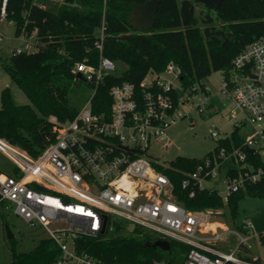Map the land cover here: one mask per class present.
<instances>
[{"label":"built area","instance_id":"2783aa9c","mask_svg":"<svg viewBox=\"0 0 264 264\" xmlns=\"http://www.w3.org/2000/svg\"><path fill=\"white\" fill-rule=\"evenodd\" d=\"M4 20L2 0L0 22ZM17 37L21 45L13 53L37 49L35 31ZM103 39L101 26L95 42L97 64L88 57L74 63V73L81 74L90 93L71 118L59 122L53 115L48 117L56 131L53 141L33 156L0 137V153L14 166L10 174L0 172V203L29 226L39 227L56 244L59 253L50 264H104L79 249L76 239L110 233L118 223L125 230L131 223L133 231L138 227L160 239L189 245L183 264H247L235 251L254 236L250 225L242 224L243 234L234 231L235 250L221 251L217 243L226 226L211 220L212 210L188 209L177 202L169 176L160 170L166 167L152 160L148 151L151 146L166 149L171 144L167 131L180 119L187 117L193 128L192 112H217L213 94L204 83L185 87L180 68L170 62L161 71H147L139 88L129 81L111 85L108 111L95 113L92 102L97 88L115 70V62L102 55ZM220 83L217 93L233 104V129L240 134L249 128L250 133L240 134L238 144L226 134L222 138L228 143L185 173L182 187H190V196L195 189L220 195L213 186L204 185L219 175L226 197L264 181V36L247 43L233 57ZM210 135L218 137L219 131L213 127ZM224 163L229 166L222 170Z\"/></svg>","mask_w":264,"mask_h":264},{"label":"trees","instance_id":"16d2710c","mask_svg":"<svg viewBox=\"0 0 264 264\" xmlns=\"http://www.w3.org/2000/svg\"><path fill=\"white\" fill-rule=\"evenodd\" d=\"M2 0H0L1 3ZM144 0H61L56 12L33 0H5L6 19L15 25V36L35 31L37 49L13 53L4 69L25 94L28 102L18 104L11 90H2L0 99V137L37 155L56 138L50 115L63 122L77 111L75 98L82 80L76 78L74 63L88 57L97 64L95 47L103 26L102 55L125 64L119 74H110L97 88L92 110L108 111L111 85L129 81L139 83L149 70L161 71L172 62L181 70L185 87L198 83L212 72L226 73L233 57L249 42L264 36V0H223L218 6L193 0H160L152 27L133 30L129 20L132 4ZM234 144L241 142L238 129H232ZM228 143L218 138L215 149ZM198 159L176 157L170 166L160 168L172 183L175 200L193 210H212L227 224L237 215L238 202L246 195L264 196V181L246 185L226 199L209 189L182 187L186 172L195 169ZM241 231L244 229L238 226ZM124 230L125 233L120 231ZM161 237L138 227L131 233L116 224L110 233L95 238L76 239L78 248L104 264H183L189 245L169 241L167 250L148 245ZM264 246V233L258 234ZM246 246L242 245V250ZM56 244L40 239L29 252L12 253L9 264H50L58 255ZM246 261L255 262L246 257ZM257 263H264L257 259ZM232 264V263H228Z\"/></svg>","mask_w":264,"mask_h":264},{"label":"rangeland","instance_id":"374dc122","mask_svg":"<svg viewBox=\"0 0 264 264\" xmlns=\"http://www.w3.org/2000/svg\"><path fill=\"white\" fill-rule=\"evenodd\" d=\"M33 3L56 12L61 0H33ZM0 33L3 36L0 40V95L2 90L8 87L16 103H27L28 100L21 88L10 79L4 69V64L10 62L12 50L21 45V40L15 36L14 23L7 19L0 22ZM123 70L124 65L121 62H115V70L113 73L119 75ZM221 75V71H215L202 80L210 90V93L213 94L212 101L218 109L217 112L210 114L204 112L201 115L197 112H192L190 116L195 122L193 128H190L189 119L187 117L180 119L167 131L171 144L166 149H162L161 146H151L148 149L152 160L163 167H169L170 162L175 160L176 157L201 160L215 149L218 138H222L232 131L235 123V119L231 116L233 104L225 101L220 94L217 93L218 89L221 87ZM89 93V85L85 81H82V85L79 86L78 94L74 99L77 107H81L84 104ZM187 110L186 107L183 109V111ZM213 127L219 131L218 137H212L210 135V131ZM249 133V128L240 130L241 135L246 136ZM228 166L229 163H224L221 168L223 170ZM13 169V164L0 153V172L10 174ZM204 185L206 187L213 186L218 190L223 199L226 197V191L220 175L213 181H205ZM211 220L216 223L223 222L227 228L221 240L217 243V247L224 252L235 250L238 245V240L234 231L243 234L244 232L241 231L238 226H241L243 223H248L254 236L246 242V248L235 251V255L244 259L248 257L253 259V261H257V259L262 261L264 246L260 244L258 234L264 233V196L246 195L241 198L238 202L237 215L231 220L232 223L227 224L218 214H213ZM7 229L12 233L11 237L7 236ZM120 232L125 233L124 230ZM46 236L47 234L39 227L29 226L22 218L16 216L10 208H6L3 203H0V264H9L12 260L13 252H29L37 245L40 239ZM256 261H246V263L257 264Z\"/></svg>","mask_w":264,"mask_h":264},{"label":"water","instance_id":"95a60500","mask_svg":"<svg viewBox=\"0 0 264 264\" xmlns=\"http://www.w3.org/2000/svg\"><path fill=\"white\" fill-rule=\"evenodd\" d=\"M160 0H144L142 3L132 4V9L129 13L128 23L133 30L146 31L152 27L154 14L157 11ZM195 3H203L213 6H218L223 0H193ZM76 78L83 81V77L80 73L75 74ZM249 152H252V148H247ZM134 229L133 224H129L126 228L128 232H132ZM7 236L11 237L12 233L7 229ZM152 247H159L167 250L170 246L169 241L166 239H157L153 243H150Z\"/></svg>","mask_w":264,"mask_h":264},{"label":"crops","instance_id":"0c3cea01","mask_svg":"<svg viewBox=\"0 0 264 264\" xmlns=\"http://www.w3.org/2000/svg\"><path fill=\"white\" fill-rule=\"evenodd\" d=\"M41 6V5H40ZM219 224H221L222 226H225V224L223 223V222H218ZM215 225V224H214ZM214 225H211L212 227L214 226Z\"/></svg>","mask_w":264,"mask_h":264}]
</instances>
